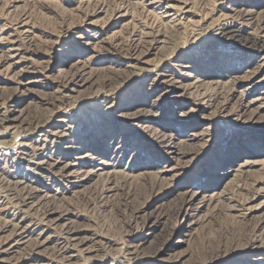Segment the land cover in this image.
Listing matches in <instances>:
<instances>
[{
  "label": "rangeland",
  "instance_id": "rangeland-1",
  "mask_svg": "<svg viewBox=\"0 0 264 264\" xmlns=\"http://www.w3.org/2000/svg\"><path fill=\"white\" fill-rule=\"evenodd\" d=\"M246 10L264 0H0V264H264Z\"/></svg>",
  "mask_w": 264,
  "mask_h": 264
},
{
  "label": "bare ground",
  "instance_id": "bare-ground-1",
  "mask_svg": "<svg viewBox=\"0 0 264 264\" xmlns=\"http://www.w3.org/2000/svg\"><path fill=\"white\" fill-rule=\"evenodd\" d=\"M238 12V11H237ZM238 15V14H237ZM239 15H241V17L244 19V20H247V21H250V20H252V23H255V25L257 26V27H262V23L264 22V14H262V13H259V12H253V11H251V10H246V11H244L242 14H239ZM253 20H255V21H253ZM260 25V26H259ZM231 31V30H230ZM145 36H149V35H145ZM245 38H247V37H245ZM246 40H248V38L246 39ZM260 48V47H259ZM263 49V51H264V48H262ZM260 51V50H259ZM259 53V52H258ZM109 79V78H108ZM39 118V117H38ZM3 119L4 120H6V116H4L3 117ZM2 119V120H3ZM3 120V121H4ZM40 123V121L38 120V122L36 121V119L35 120H33V119H30V120H27L26 121V125L28 126V129H30V128H32V126H37L38 124ZM26 127V126H25ZM29 131V130H28ZM2 138V135L0 134V139ZM16 138H17V134L13 137V141L10 143V144H8V146H7V148L8 149H14V146H15V144L16 143H23L24 141H21V140H19V141H16ZM0 145L2 144V140H0ZM4 144H6V143H4ZM3 144V145H4ZM51 166H53L54 164H50ZM64 169H66V168H64ZM18 182V181H17ZM15 183V181L14 182H9V181H7V182H4L3 181V185L1 186V189H3L6 193H9V194H11V195H13V201H14V204L15 205H20V204H26L27 203V200L29 199V198H32L33 196H34V190H25V191H17V185H18V183ZM9 196V195H8ZM43 214H45V213H43ZM45 217L46 216H44L43 215V219H45ZM14 227H16V225H14ZM64 234V233H63ZM71 236V235H70ZM68 237V236H67ZM66 237V238H67ZM68 238H70V237H68ZM71 239V238H70ZM69 242L67 241V242H65V244H68ZM62 247V246H61ZM75 247V246H74ZM60 248V247H59ZM80 248H83V247H80ZM63 249H64V247H63ZM79 250H81V249H79ZM87 251V250H86ZM88 251L90 252V250L88 249ZM93 251L94 252H98V249H93ZM126 251H127V249H126ZM130 252V251H129ZM58 255L59 256H61L60 257V259L62 260V258H63V255H62V252L61 251H58ZM57 255V256H58ZM65 257V256H64ZM66 258V257H65ZM91 258V257H90ZM59 262V261H58ZM61 262V261H60Z\"/></svg>",
  "mask_w": 264,
  "mask_h": 264
}]
</instances>
